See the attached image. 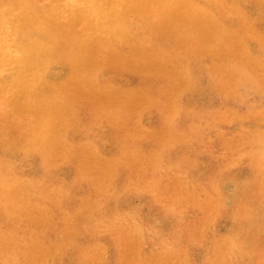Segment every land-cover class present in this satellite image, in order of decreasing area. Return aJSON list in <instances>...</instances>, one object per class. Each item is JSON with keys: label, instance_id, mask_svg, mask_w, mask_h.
Segmentation results:
<instances>
[{"label": "rangeland", "instance_id": "rangeland-1", "mask_svg": "<svg viewBox=\"0 0 264 264\" xmlns=\"http://www.w3.org/2000/svg\"><path fill=\"white\" fill-rule=\"evenodd\" d=\"M31 1L32 2L30 3L29 0H16V1L10 0V2H12L13 4L12 5L10 4L9 0H0V8H1L0 9V21L2 18H4L2 19L3 21L0 22V91L5 92V93L0 92V123H1L0 126H3L2 127L3 129L0 128L1 130L0 131V151H1L0 152V162L2 163V164L0 163V168L2 167L1 169L2 171L5 170L3 172L0 170V175L2 176L3 174L5 175L3 176L4 178L0 176L1 178L0 179V193L2 194V195L0 194L1 196L0 198L3 199V201L0 199L1 200L0 201L1 202L0 203V264H28V263H31V264H55V263L56 264H61V263L62 264H74V262L75 264L76 263L77 264H210V263L211 264L213 263L214 264H235V263L236 264L238 263L239 264H245V263L249 264V262L250 264L252 263L253 264H264V236H263L264 226H262L264 225L263 223L264 222V215H263L264 214V206H263L264 205V196H263L264 195V167H263L264 166V148H263L264 147V129H263L264 127V120H263L264 119L263 118L264 117V96H263L264 95V75L262 76V74H264L263 73L264 72V56H263L264 55V51H263L264 50V0H254L255 2L252 0L251 1L250 0H211V2L210 0L209 1L208 0H199V1L198 0H173L172 8L169 10L164 9L163 11H157L156 9L153 10L152 8H149V9L141 8L140 12L136 11L134 6L131 5L128 8V11L127 10L125 12L120 11L121 15H123L124 17V18L122 17L123 20L121 19L118 21V20L113 19V22H112V23L118 22L117 23L118 28H125L124 32L118 31V33L114 35H111L109 30L106 32L105 29L89 32V35L87 36V38L89 39L85 40V46H88L89 48H91V53L90 54L87 53L85 56V58L87 59L85 61L87 64V70L81 71V72L76 70V64H78L79 45H80V39L77 37V34L78 36L81 37L82 32H84L85 30H84V26L81 23L71 21L72 15L75 13L76 8H78V5L75 4L73 0H64V2H62V0H49V1L48 0H37V1L31 0ZM225 1L227 2V4ZM14 2L19 5H16ZM218 2L221 3V6L220 4H218ZM6 3L8 5L10 4L9 7ZM33 4L41 8L39 9L37 6H35L34 8ZM27 5H32L33 8H31L32 6H30L31 9L29 8L26 9ZM215 5L219 7L217 8ZM236 5H237V8L235 7ZM10 6L12 7L10 8ZM17 6H21L22 9L19 7L17 8ZM49 6L52 7L51 8L52 10L54 8V10L51 11ZM204 8H207L206 12ZM213 8L215 9L214 12L212 11ZM225 8L228 10L226 11ZM224 9L226 12L224 11ZM16 10L17 12L18 11L19 12L17 13ZM27 10H29L32 15L41 16L45 19V22H44L45 31H39L36 34L39 36L41 35L40 37L43 40L45 38L44 42H46L47 40V42H49L51 45L58 42V45L56 43L57 45L56 47L59 53L57 52L56 56L50 62L49 66L47 67L44 73V77L39 84L41 86L38 85L37 89L34 92L35 97L37 96L43 97L42 98L43 102L41 104L40 103L30 104V103H27L28 101L25 99L26 102L24 105H22L20 100H23V97H24L23 93L22 95L20 94L16 95L15 93L13 94L10 89H7L5 87V83L12 77L14 70H15L13 68L16 67L11 55L15 53L17 46H19L21 43L26 41L24 40L26 38L24 37L21 31H22V28L27 29L26 27H28L27 23L29 22H28V17L26 14ZM45 11L46 12L51 11V12L50 13L47 12L48 14H45L44 13ZM250 11H253V12L251 13ZM14 13H16V15ZM19 13H20V16L17 15ZM257 13L259 15H256ZM222 14L225 16L223 17ZM250 14L253 16H251ZM54 15L55 16L57 15V16L55 17ZM15 16H17L16 17L17 22H16V19L14 20ZM129 16L130 17L133 16L131 20ZM215 16L216 17L218 16V17L216 18ZM137 17H140V19ZM149 17H151L152 19ZM240 17H241V21H240ZM250 17H252L251 20H250ZM233 18H235V20ZM22 19L24 22L20 21ZM160 21H161V24H163L164 26L159 23ZM247 21H249V23ZM145 22L148 23V26L146 25ZM152 22L155 24H152ZM156 22L158 25L156 24ZM149 23L151 25H149ZM164 23H167V24L165 25ZM50 24L55 25L54 30H56L57 32L53 30L54 27L53 25H50ZM119 24H121V26ZM240 24L242 25L241 29L240 27H238ZM14 25H16V27ZM152 25H155V26H152ZM230 25L233 28H231ZM64 27H67V28H64ZM78 28L80 29L78 30ZM237 28L240 30L237 31L238 30ZM133 29L135 30L137 29L136 30L137 32ZM51 31L53 33L47 34L48 32H51ZM59 31L60 33L65 32V33H62L63 35H65L64 38H60V37H63V35L61 34L62 35L61 36ZM176 32L178 33L175 36L170 34V33L174 34ZM185 33L187 34L184 35ZM246 33H249V35L251 33V35L249 36ZM52 34L54 36H52ZM141 34L142 35L145 34L144 37ZM47 35L48 37L50 35L49 39L47 38ZM137 35L139 36L141 35L142 37L138 36L137 38ZM151 35H153V37L155 36L156 38L153 40ZM163 35L166 36L167 40H165L166 38ZM170 35L171 37L172 36L174 37V38L172 37L173 38L172 40H171ZM130 36L132 38H130ZM190 37L191 39H189ZM229 37H231L235 43L231 41L232 39H230ZM150 38L153 40V42L151 41ZM141 39L144 42H139ZM160 39L162 40V42ZM186 39H189V40L186 41ZM254 39L256 41H254ZM60 41L63 42V44H61ZM110 41H111V44L109 43ZM209 41L210 42L212 41L211 44L213 43L212 45L210 44V46L208 44ZM146 42L149 44L151 43L153 46H151V44L150 45L147 44ZM255 42H258L259 44ZM136 43L139 45V46L137 45L138 49L135 47ZM199 43L202 45V47ZM162 44L163 46L164 44H166L165 48L162 46ZM197 44H199L200 47ZM60 46L61 48L59 49ZM158 46L159 47L161 46L162 49L159 48ZM208 46L211 49L208 48ZM113 47L115 50L113 49ZM203 47H205V49H208V51L207 50L205 51ZM235 47H237L236 50H238L240 53H238V51L235 50ZM98 48L100 49L99 51H98ZM146 49H147V53H144V51L146 52ZM185 49H188V50L191 49V50L187 52V50ZM167 50L169 51L166 52ZM111 51H112V54H109L111 53ZM149 51L151 52V54ZM158 51L160 52L158 53ZM204 51L207 52L208 54L205 53ZM225 51H226V55L224 54ZM101 52L102 53L104 52L105 54L104 53L102 54ZM233 52H236V53H233ZM137 53L140 56L139 58L137 57V55H135ZM187 53H189V55ZM144 54H146V56ZM152 54L154 55V57ZM169 54L170 56L172 55L174 57L172 56L170 57ZM199 54H201V56ZM254 54L258 56V58L255 57ZM103 55H106L107 58L109 59H106V56H104L103 58ZM113 55L115 56V58L113 57ZM179 55H180V58L177 57ZM209 55L211 56V58ZM237 55L238 57H236ZM62 56H64L65 58V59L63 58L64 61L61 59ZM65 56L67 57V59ZM130 56H131V62H130ZM150 57L153 59H151ZM56 58L58 61L56 60ZM110 58H111V61H110ZM146 58L148 59V61L150 60L151 62L150 61L146 62L147 60ZM176 58H179V59H176ZM259 58H262V59H259ZM99 59L101 60L103 59V61L101 62V60ZM113 59L116 60V64L114 63L115 65L113 64L114 62ZM139 59L142 60L143 62H141ZM158 59L161 61H159ZM166 59L168 60L165 61ZM214 59L215 61L217 60L216 63ZM60 60L62 61L61 63H59ZM169 60L170 61L172 60V61L169 62ZM125 61L126 62L128 61V62L126 63ZM221 61H223L224 64ZM105 62L107 64H110V62H112V64L115 67L110 66L111 65L110 64L109 65L111 67L110 68ZM66 63L69 66V67L67 66L68 68L66 67L67 65ZM123 63H126V64H123ZM161 63L162 65L165 64L164 67H162ZM182 63H184L183 64L184 66L182 65ZM226 63L227 65L229 64V66H226ZM171 64L172 66L174 65V67L177 70L174 67H172ZM120 65H122L123 67ZM127 65H132V67L127 66ZM169 65L172 68L168 67ZM185 65H187V67ZM222 66L224 68H222ZM116 67H119V68L116 69ZM178 67L179 68L181 67L182 69L181 68L179 69ZM121 68H125V69L121 70ZM131 68L134 69L133 71H136L138 73L133 72ZM164 68H169V69L167 70ZM107 69L110 72H112L111 73L112 78H110L111 75L109 74L110 72ZM128 69H131V70H128ZM136 69L138 70L140 69L139 70L140 72ZM200 69H203L202 70L203 73L201 72ZM235 69H238L241 72H238V70H235ZM164 70L165 71L167 70L168 72L167 71L165 72ZM170 70L172 71L169 72ZM184 70L186 71V73ZM103 71H104V74H103ZM180 71H183V72H180ZM188 71L190 72V74ZM226 71L229 73H227ZM98 72L102 74H98ZM254 72L257 73V76L256 74L254 75ZM117 73L118 74L120 73V76L117 75ZM140 73L143 75H141ZM187 73L188 75H186ZM234 73L236 76L233 75ZM260 74L262 78H259L261 77ZM114 75L117 77H115ZM122 75H126V77ZM202 76L204 77L202 78ZM134 77L136 79H133ZM228 77L230 78V80ZM64 78H66L67 81H65L66 79ZM116 78L118 80H116ZM80 79H83L85 84L81 83L82 81ZM105 79H107L110 83L112 82L113 84L111 83L112 85L111 84L109 85V82ZM245 79H247V81ZM121 80L122 82H120ZM195 80L198 83H196ZM258 81H260L261 83ZM114 82L116 84H114ZM188 82H190L191 84H189ZM210 82L211 84H209ZM51 84H54V85H51ZM103 84H106V85H103ZM71 85H73L74 87ZM76 85L78 86L77 87L78 91L75 89ZM86 85L88 87H86ZM132 85L137 90L133 89L134 87ZM187 85L188 86L190 85V86L188 87ZM42 86L44 87V89ZM82 86L87 90H85L84 88H81ZM129 86H132L130 87L131 89L129 88ZM206 86H208L209 90H207L208 88ZM185 87H188V89L187 88L185 89ZM60 88H62L63 90ZM117 89L119 91H117ZM189 89H191L192 91ZM126 90L128 91V93ZM198 90H199V93H198ZM204 90L206 91L203 92ZM86 91H88V93ZM188 91H191V92H188ZM89 92L91 93L92 97H90L91 95L89 94ZM240 92L242 93V95ZM71 93L73 96L71 95ZM94 93L95 94L97 93L96 96ZM113 93L114 94L119 93V94L113 95ZM85 94L88 96H86ZM65 95L68 96L67 97L68 99L65 98L66 97ZM78 95H79V98H78ZM102 95H105L103 96V98L106 103L105 102L103 103ZM61 96L64 98H61ZM71 96H72V99L70 98ZM80 96L81 98H84V99L82 100ZM118 96L120 97L119 99L114 98V97L117 98ZM122 96L124 100L126 101L123 100ZM137 96H139L138 99H137ZM7 97H9L8 98V100L10 99L9 101L6 100ZM98 97L101 98V100H98L99 99ZM73 98H74V101L75 100L76 102L78 101L77 104L73 101ZM109 98L111 99L112 103H110L111 101L109 102ZM4 99L6 101H4ZM84 100L86 101L89 100L90 102L93 100L95 102L93 103L86 102V101L83 102ZM96 100H98L97 102L99 104L96 102ZM115 100L117 101L121 100V101H124V103H121V101L117 102ZM130 100H133V101L130 102ZM7 101L9 104L8 106H7ZM148 101L150 105L148 103H145ZM174 101L177 104H175ZM128 102H130L131 104ZM72 103L73 104L75 103L76 106H73ZM124 104H125V109H123ZM174 104L177 105L176 108ZM68 105L69 106L71 105V106L69 107ZM110 105H113V106H110ZM201 105H202V108H201ZM4 106L5 108H3ZM194 106L198 109H196ZM130 107H132V109ZM146 107H147V110H146ZM114 108H117V109L115 110ZM129 108L131 109L130 111H129ZM5 109L6 111H4ZM80 109H81L80 111L81 114L78 113ZM176 110L178 111L177 115H176ZM74 111L77 113H75ZM118 111L120 113H118ZM131 111H135V112L131 113ZM233 111H235L236 113ZM97 112L99 113V117L97 115L98 114ZM100 112H103L104 114ZM113 112H116V114ZM146 112H149V113H146ZM134 113L138 117H136ZM46 115H49V117L51 118L54 124L49 134L54 136L55 141L52 144V146L48 148L47 147L44 148L42 145L43 147L42 149L41 145L37 143V141H38V137H40L41 130H42V123L45 121ZM117 115H119V117ZM234 115L239 116L237 117V121H236V116L231 118V116H234ZM71 116L74 119H72ZM81 116H86V117H81ZM242 116L244 117V119L242 118ZM1 117H4V118H1ZM130 117H133V118H130ZM20 119H23V120H20ZM28 120L30 121V124ZM132 120L134 121L132 122ZM164 120H167V121L165 122ZM84 121H86V124L87 122L89 123L90 121L91 125L87 124L90 127H87ZM138 122H140L139 123L140 125L138 124ZM183 122L185 124H183ZM135 123L136 125L138 124L139 129L136 128L137 126L134 125ZM76 124L79 128L75 126ZM92 124L94 127H92ZM112 124H114V126ZM179 124L180 125L182 124V125L180 126ZM191 124L192 126H190ZM97 125L98 127H96ZM164 125L167 127H165ZM82 126L84 127L82 128ZM195 126H197V129ZM20 127L22 128L20 129ZM242 130L244 131L242 132ZM67 131H69L70 134ZM176 131L177 133H175ZM89 133L90 134L92 133V135H89ZM238 133H241V134H238ZM248 134L249 136H247ZM73 135L75 138L73 137ZM240 135L241 136L244 135V136H242L241 138ZM3 136H6V137H3ZM82 136L84 137L82 138ZM111 136H113L112 139H111ZM115 137L117 138L120 137L123 141L125 139V141L123 142L120 138H119L120 139L119 141ZM130 138H133V139H130ZM82 139H85V140H82ZM114 139H117V142L119 141L118 144L117 142H115L116 140ZM80 140L82 142H80ZM93 140H94V143L90 142ZM17 141H21V142H17ZM111 141H113L115 144ZM143 143L147 145L145 144L142 145ZM235 143L237 144V146ZM75 144L77 145L74 146ZM122 144H125V145H122ZM91 145H93L94 147H92ZM115 145L117 147H115ZM124 146L126 147L125 151L123 150ZM6 147H9V148H6ZM116 148L119 151H117ZM120 148L122 149L120 150ZM131 148H133L132 149L133 151L130 150ZM84 149H86L87 151ZM134 150H136V153L138 155L134 153L135 152ZM14 151H16L17 154H15ZM91 151H92V154H88V152L91 153ZM251 151L252 153H250ZM146 152H148L149 154L154 153V152L155 153H154V156L153 154H151L152 156H149L148 153L146 154ZM262 152H263V155H262ZM100 153L101 154L104 153L102 154L103 156ZM116 153L119 156L116 155ZM129 153L131 154V156ZM141 153L142 155H140ZM259 154L261 156H259ZM89 155L92 158H90ZM77 157L80 159H78ZM102 157L106 159H103ZM123 157H126L129 160ZM144 158L145 160L147 159V162L146 161L144 162ZM108 159L112 160V161L110 160L112 164L110 163ZM123 159L127 161L126 162L127 165H123L125 164V163H122L125 161ZM107 160H108V164H107ZM87 161H90L91 164H93L91 166V170L89 168L90 162H87ZM120 162L122 163V165ZM52 163H54L53 165L54 167H49V165H52ZM87 163L88 165H85ZM143 163L144 164L148 163V167H147V164L143 165ZM38 164L41 166V168ZM45 164L47 165L45 166ZM55 164L61 168V172H59L60 169L59 167L57 168ZM138 164H139V167H138ZM62 165H64V167ZM47 166L48 168H46ZM110 166L113 167V169L110 168ZM149 166H151L152 169H150ZM101 167H103L104 169L103 168L100 169ZM106 167H108L107 168L108 170L106 169ZM94 168L95 170L93 171ZM139 168L142 170L144 168V171L143 172L142 170L139 171L140 170ZM47 169L48 170L50 169V170L48 171ZM42 170H43V173H41ZM102 170H103V173L105 174L102 173ZM50 171L51 173H49ZM137 171L139 174L137 173ZM4 172H6V174ZM75 172L77 173V175H80L78 176V179L76 178L77 175L75 174ZM70 173L72 176L70 175ZM41 174H42V177L40 176ZM57 174L59 177L57 176ZM35 175H38V176H35ZM21 176H24L25 178L23 177L22 179ZM112 176L114 177V179ZM50 178L52 181H50ZM86 178H89V179H86ZM130 178L131 180H129ZM33 180H35L34 183H36L37 185L33 183ZM119 181L121 182L119 183ZM2 182L3 183L5 182V183L3 184ZM54 182H56L55 185L53 184ZM100 182L106 183V184L100 185L101 184ZM41 183H44V184H41ZM38 184H39V188H38ZM170 184L171 186H173V188L169 186ZM48 185L50 187H48ZM41 186L43 187L46 186L48 188H43ZM51 186H54V188L55 187L56 188L54 189ZM60 188H63L61 189L62 191L59 192V194L63 192L60 194L62 199L60 198L59 194H56L58 193ZM110 188L113 190L110 191L109 190ZM247 188L249 189V192H245V191H248ZM118 189H121V190L118 191ZM55 190H56V193L54 192ZM73 190L77 193V195L75 192H73ZM94 190L96 191V193L97 192L98 193L94 194L95 192ZM257 190L259 191V194L261 193L260 195H258ZM49 191H52V193L51 192L49 193ZM102 191H104L103 192L104 194H102ZM254 193H257V195ZM39 194L41 195V197ZM48 194H50L52 198ZM54 194L55 196H53ZM67 194H69L70 196ZM47 195L48 197H44ZM84 195L85 196L88 195V196L85 197ZM66 196H69V197L66 198ZM83 196H84L85 201L87 198H88L87 200L89 201L84 202V200H81V197L83 198ZM121 196L125 198L121 199ZM57 197H59L60 199ZM119 197L120 199L118 200ZM255 197L257 198L255 199ZM47 198L50 200H48ZM258 198L262 199L263 201L258 200ZM58 199L60 201L62 200L61 203H59L60 201ZM75 199H77L76 201H79V202L77 203ZM6 201H8V203ZM56 201H57V204H60V208L62 210L59 208V205L56 204ZM68 201L69 202L71 201V202L69 203ZM146 201H147V204H146ZM97 202H99V204L98 205L96 204V207L95 206L92 207V205H95V203ZM51 203L53 206H51ZM179 204L181 206H178ZM243 204L246 206H244ZM108 205L110 206L109 209H108ZM182 205L184 206L183 208H181ZM240 205L241 206L243 205V206L241 207ZM68 206L70 209L74 206V208H72L73 210L72 209L70 210ZM121 206L122 207L125 206V207L122 208ZM256 206L259 208H257ZM52 207H54L55 209L54 208L52 209ZM87 207L91 209L89 212H88L89 208ZM5 209L7 210L5 211ZM56 209L58 213H56ZM243 209L244 210L246 209L247 211L245 210L244 212ZM261 209L263 210V212L261 211ZM76 210L79 212H77ZM241 210H242V213H240ZM15 211L18 213L17 214L14 213ZM237 211H240V212H237ZM68 212L72 214H69ZM73 212L75 214H73ZM128 213H130V215L133 214L132 215L133 219H130L131 221L127 220L129 218H132ZM239 213H240V216L238 215ZM87 214H89V216ZM6 215H8L9 217L7 218ZM120 215L122 216L120 217ZM166 215H168V217ZM241 215H243L242 216L243 218L241 217ZM90 216H92V219ZM117 216L122 219L118 218ZM69 217H71V220H68ZM75 217L77 221L76 219H74ZM239 217H241L242 219L241 218L239 219ZM114 218L115 219L117 218V222ZM72 219H74L75 222ZM252 219L253 220L255 219V220L253 221ZM102 220H104V223ZM79 221H83V222L81 223ZM91 221H92V224H94V221H95V224L92 225ZM10 223H11V226H10ZM23 223L24 224L26 223L27 226H30V225L31 226L27 227L23 225ZM66 223L68 225H66ZM249 223H251L253 228L251 227ZM254 223L255 225H253ZM63 225L65 227H63ZM79 225H81V227ZM175 225L177 226L172 227ZM9 226H10V229H9ZM93 226L96 228H94ZM85 227H87L86 231L88 230L89 232L85 231ZM241 227H244V228H241ZM72 228H74L75 230ZM172 228H176V229H173L174 230L173 231ZM48 229L49 231H47ZM58 229H60V231L62 232L59 233L60 231H58ZM142 231H143V234H142ZM118 232L120 233L118 234ZM92 233L94 234L96 233L95 235L97 237H95ZM50 234L52 236H50ZM88 234L91 236H89ZM257 234H260L261 236ZM66 236L67 237L69 236L68 241H67ZM32 237L35 239H33ZM95 238H96V241H95ZM167 239H168V242H167ZM246 239L248 240V242ZM250 239H252L253 242ZM109 241H110V244H109ZM59 242L61 244H63L64 242V244L61 245ZM102 242L104 244H102ZM218 244L220 245L218 246ZM71 246H74V248L76 246V250H74V248H72ZM63 247H67V248L63 249ZM52 248H55V249H52ZM240 248L243 251H241ZM257 248H259V250ZM67 249H68V252H67ZM83 250L85 251L83 252ZM260 250L262 251V253L260 252ZM35 251H36V254H35ZM216 251H217V254H216ZM67 254H68V257H66ZM27 255L28 257H26ZM83 256L84 257L87 256V258L85 257L86 258L85 259ZM257 257H259L260 260ZM66 258H68L67 261H66ZM236 258L237 260L239 259L240 261L238 260L237 262ZM254 260L256 261V263ZM261 260L263 261V263Z\"/></svg>", "mask_w": 264, "mask_h": 264}, {"label": "bare ground", "instance_id": "bare-ground-1", "mask_svg": "<svg viewBox=\"0 0 264 264\" xmlns=\"http://www.w3.org/2000/svg\"><path fill=\"white\" fill-rule=\"evenodd\" d=\"M16 1V0H15ZM37 1V0H36ZM49 1V0H48ZM199 1V0H198ZM209 1V0H208ZM251 1V0H250ZM252 1H254V0H252ZM9 2H10V0H9ZM25 2V1H24ZM29 2L31 3L32 1L31 0H29ZM62 2H64V0H62ZM73 2L75 3V4H77L78 5V8H76V10H75V13L72 15V19H71V21H73V22H78V23H81L83 26H84V32H82V36L80 37V36H78V34H77V37L80 39V45H79V57H78V64H76V70H78V71H86L87 70V64H86V58H85V56H86V54L87 53H91V48H89L88 46H85V40H87V39H89V38H87V36L89 35V32H92V31H99V30H102V29H105V31L107 32L108 30L110 31V34L111 35H114V34H117L118 33V31H120V32H124V30H125V28H118V22L116 23H112L113 22V19L114 20H123V15H121V12H125L126 10L128 11V8L132 5V6H134V8H135V10L136 11H138V12H140V9L141 8H146V9H149V8H152L153 10L154 9H156L157 11H163L164 9H167V10H169V9H171L172 8V3H173V0H73ZM210 2H211V0H210ZM226 2V1H225ZM255 2V1H254ZM15 3V2H14ZM35 3H37V2H35ZM34 3V4H35ZM200 3V2H199ZM215 3H216V1H215ZM7 4V3H6ZM10 4H12V2H10ZM9 4V5H10ZM16 4V3H15ZM14 4V5H15ZM33 4V5H34ZM37 4H39V3H37ZM42 4V3H41ZM54 4V3H53ZM218 4H220V6H221V3L220 2H218ZM226 4H227V2H226ZM8 5V4H7ZM9 5H8V7H9ZM13 5V4H12ZM16 5H19V4H16ZM204 5V4H203ZM211 5V4H210ZM232 5V4H231ZM254 5H256V4H254ZM23 6V5H22ZM30 6H32V5H27L26 6V9L27 8H29V9H31V8H33V6L30 8ZM35 6H37V5H34V8H35ZM40 6H42V5H40ZM216 7H217V5H215ZM7 7V8H8ZM12 6H10V8H11ZM15 7V6H14ZM21 8V6H17V8ZM24 7V6H23ZM38 7V6H37ZM36 7V8H37ZM62 7V6H61ZM219 7V6H218ZM217 7V8H218ZM224 7V6H223ZM236 8H237V5L235 6ZM241 7V6H240ZM263 7V6H262ZM262 7H261V9H262ZM6 8V9H7ZM39 8V7H38ZM41 8V7H40ZM39 8V9H40ZM44 8V7H43ZM49 8L51 9L52 7H50L49 6ZM48 8V9H49ZM133 8V7H132ZM209 8V7H208ZM215 8V7H214ZM213 8V9H214ZM234 8V7H233ZM1 9V8H0ZM22 9V8H21ZM49 9V10H50ZM205 9V12H206V9L207 8H204ZM212 9V11L214 12L215 11V9L213 10ZM223 9V8H222ZM226 9V8H225ZM225 9H224V11H225ZM13 10V9H12ZM53 10H54V8H53ZM52 9H51V11H53ZM209 10H211V9H209ZM220 10V9H219ZM218 10V11H219ZM228 9H226V11H227ZM247 10V9H246ZM252 10V9H251ZM14 11H15V9H14ZM21 11V10H20ZM50 11V12H51ZM121 11V12H120ZM150 11V10H149ZM211 11V12H212ZM225 11V12H226ZM233 11V10H232ZM248 11V10H247ZM13 12V11H12ZM16 12H17V10H16ZM19 12V11H18ZM17 12V13H18ZM48 12V11H47ZM46 11L44 12L45 14H48V13H50V12H48L47 13ZM212 12V13H213ZM230 12H231V10H230ZM245 12V11H244ZM251 13L253 12V11H250ZM262 12H263V10H262ZM37 13V12H36ZM67 13V12H66ZM120 13V14H119ZM136 13V12H135ZM221 13H223V12H221ZM11 14H13V13H11ZM15 15H16V13H14ZM26 14H27V17H28V22L29 23H27V26L28 27H26L27 29H25V28H22V34L24 35V37L26 38V39H24V40H26V41H24L23 43H21L19 46H17L16 47V51H15V53L13 54V55H11V57L13 58V61H14V63H15V66L16 67H14L13 69H15L14 70V73H13V75H12V77L10 78V77H8V78H10L6 83H5V87L7 88V89H10L11 90V92L14 94H16V95H18V94H20V95H22V93H23V95H24V97H23V100H20L21 101V103H22V105H24L25 104V99L28 101L27 103H34V104H38V103H42L43 101H42V98L43 97H40V96H37V97H35L34 96V92H35V90L37 89V87H38V85L40 84V82H41V80L43 79V77H44V73H45V71H46V69H47V67L49 66V64H50V62L53 60V58L56 56V54H57V45H58V42H56L57 43V45H56V43L55 44H50L49 42H47V40H46V42H44L45 41V38L44 37H46V36H44L43 38H44V40L39 36V35H37L36 33L37 32H39V31H45V29H44V22H45V19L43 18V17H41V16H37V15H32L31 13H30V11L29 10H27L26 11ZM129 14V13H128ZM130 14H131V12H130ZM17 15H19L20 16V13L19 14H17ZM135 15V14H134ZM223 15V14H222ZM246 15V14H245ZM251 15V14H250ZM254 15H255V13H254ZM256 15H259L258 13L256 14ZM24 16V15H23ZM23 16H21V17H23ZM44 16V15H43ZM53 16V15H52ZM55 16V15H54ZM57 16V15H56ZM55 16V17H56ZM137 16V15H136ZM225 15H223V17H224ZM233 16H235V15H233ZM249 16V15H248ZM251 16H253V15H251ZM2 17V16H1ZM5 17V16H4ZM17 16H15V18H14V20L16 19V22H17V18H16ZM50 17H51V15H50ZM123 17V18H122ZM130 17V16H129ZM133 17V16H132ZM132 17H130V20H131V18ZM216 17V16H215ZM218 17V16H217ZM216 17V18H217ZM232 17V16H231ZM237 17V16H236ZM235 17V18H236ZM239 17V16H238ZM247 17V16H246ZM137 18H139L140 19V17H137ZM136 18V19H137ZM149 18H151V17H149ZM235 18H233L234 20H235ZM251 18L252 17H250V20H251ZM260 18V17H259ZM2 19H4V18H2ZM1 19V21H3ZM51 19V18H50ZM152 19V18H151ZM151 19H150V21H151ZM228 19H229V17H228ZM233 19H231V20H233ZM261 19V18H260ZM48 20V19H47ZM66 20H67V18H66ZM162 20H164V19H162ZM239 20V19H238ZM0 21V22H1ZM21 22H24L23 21V19L22 20H20ZM51 21V20H50ZM138 21V20H137ZM136 21V22H137ZM148 21V20H147ZM153 21V20H152ZM221 21H222V19H221ZM224 21H226V20H224ZM240 21H241V17H240ZM19 22V21H18ZM49 22V21H48ZM53 22V21H52ZM51 22V23H52ZM58 22V21H57ZM133 22V21H132ZM144 22V21H143ZM154 22V21H153ZM152 22V24H155V23H153ZM228 22V21H227ZM231 22H233V21H231ZM248 23H249V21H247ZM257 22H259V21H257ZM20 23V22H19ZM120 23V22H119ZM134 23V22H133ZM146 23V22H145ZM160 24H161V21L159 22ZM220 23V22H219ZM236 23H237V21H236ZM18 24V23H17ZM66 24V23H65ZM64 24V25H65ZM156 24H157V22H156ZM165 25L167 24V23H164ZM224 24V23H223ZM229 24V23H228ZM260 24V23H259ZM1 25H2V23H1ZM22 25V24H21ZM20 25V26H21ZM24 25V24H23ZM50 25H53V27L55 26L54 24H50ZM120 26H121V24H119ZM143 25H144V23H143ZM146 25L148 26V23H146ZM145 25V26H146ZM149 25H151L150 23H149ZM158 25V24H157ZM161 25H163V24H161ZM171 25V24H170ZM227 25V24H226ZM246 25V24H245ZM15 27H16V25H14ZM146 26V27H147ZM152 26H155V25H152ZM164 26V25H163ZM233 26V25H232ZM242 25L240 24L238 27H240V29L242 28L241 27ZM251 26V25H250ZM170 27V26H169ZM230 27H231V25H230ZM229 27V28H230ZM235 27V26H234ZM253 27V26H252ZM255 27V26H254ZM52 28V27H51ZM64 28H67V27H64ZM68 28H70V27H68ZM137 28V27H136ZM149 28V27H148ZM153 28V27H152ZM231 28H233V27H231ZM55 29V27L53 28V30ZM80 28H78V30H79ZM132 29V28H131ZM138 29V28H137ZM136 29V30H137ZM163 29V28H162ZM224 29V28H223ZM235 29V28H234ZM238 29V28H237ZM240 29H238L237 31H239ZM52 30V31H53ZM68 30V29H67ZM133 30H135V29H133ZM133 30H131V31H133ZM135 30V31H136ZM153 30V29H152ZM155 30V29H154ZM168 30V29H167ZM230 30H232V29H230ZM48 32L47 34H50V33H53V32ZM54 31H56V30H54ZM156 31V30H155ZM159 31V30H158ZM160 31H162V30H160ZM169 31V30H168ZM181 31H183V30H181ZM227 31V30H226ZM244 31V30H243ZM57 32V31H56ZM137 32V31H136ZM154 32V31H153ZM152 32V33H153ZM170 32V31H169ZM242 32V31H241ZM245 32V31H244ZM248 32V31H247ZM59 33H60V31H59ZM62 33H65V32H61L60 33V35L62 34ZM149 33V32H148ZM151 33V34H152ZM157 33V32H156ZM155 33V34H156ZM159 33H161V32H159ZM163 33H164V31H163ZM178 32H176V33H174V34H172V33H170L171 35H176ZM73 34V33H72ZM106 34V33H105ZM104 34V35H105ZM121 34V33H120ZM136 34V33H135ZM134 34V35H135ZM143 34V33H142ZM141 34V35H142ZM180 34V33H179ZM187 33H185L184 35H186ZM246 34H248L249 35V33H246ZM63 35V34H62ZM61 35V36H62ZM75 35V34H74ZM139 36V35H137V38H138V36L139 37H144V35H142V36ZM150 35V34H149ZM154 35V34H153ZM153 35H151L152 36V39L154 40L156 37L154 36L153 37ZM166 35V34H165ZM165 35H163L165 38H166V36ZM171 35H170V37H171ZM231 35V34H230ZM229 35V36H230ZM243 35V34H242ZM250 35H251V33H250ZM249 35V36H250ZM52 36H54L53 34H52ZM57 36V35H56ZM64 36L65 35H63V37H60V38H64ZM73 36V35H72ZM128 36V35H127ZM136 36V35H135ZM158 36H159V34H158ZM161 36V35H160ZM179 36V35H178ZM255 36V35H254ZM19 37V36H18ZM23 37V36H22ZM49 37H50V35H49ZM49 37H48V35H47V38L49 39ZM76 37V36H75ZM169 37V38H170ZM173 37V36H172ZM171 37V40L174 38H172ZM180 37H181V35H180ZM179 37V38H180ZM241 37H243V36H241ZM245 37V36H244ZM21 38V37H20ZM19 38V39H20ZM128 38V37H127ZM130 38H132L131 36H130ZM129 38V39H130ZM160 38V37H159ZM164 38V39H165ZM184 38V37H183ZM230 39H232L231 37H229ZM18 39V40H19ZM23 39V38H22ZM51 39V38H50ZM52 39H53V37H52ZM57 39V38H56ZM55 39V40H56ZM82 39H84V40H82ZM125 39V38H124ZM151 39V38H150ZM151 39V41L153 42V40ZM189 39H191V37L189 38ZM189 39H186V41L187 40H189ZM229 39V40H230ZM243 39V38H242ZM253 39V38H252ZM262 39H263V37H262ZM127 40V39H126ZM134 40V39H133ZM139 40V39H138ZM161 40V39H160ZM160 40H159V42H160ZM165 40H167V38L165 39ZM169 40V39H168ZM228 40V41H229ZM250 40V39H249ZM256 40H257V38H256ZM255 39H254V41H256ZM57 41V40H56ZM59 41V40H58ZM70 41H71V39H70ZM117 41H119V40H117ZM145 41H147V40H145ZM156 41V40H155ZM176 41V40H175ZM174 41V42H175ZM178 41V40H177ZM196 41H197V39H196ZM231 41H233L234 42V40L232 39ZM259 41V40H258ZM61 42V41H60ZM64 42H66V41H64ZM122 42V41H121ZM131 42H132V40H131ZM136 42V41H135ZM134 42V43H135ZM139 42H144V41H142V39L139 41ZM150 42V41H149ZM161 42H162V40H161ZM165 42V41H164ZM171 42V41H170ZM184 42V41H183ZM182 42V43H183ZM212 42V41H211ZM211 42L209 41V46H210V44H211ZM244 42H245V40H244ZM110 44H111V41L109 42ZM114 43V42H113ZM133 43V44H134ZM147 43V42H146ZM157 43V42H156ZM166 43V42H165ZM228 43V42H227ZM235 43V42H234ZM255 43H258V42H255ZM61 44H63V42H61ZM68 44V43H67ZM74 44V43H73ZM125 44V43H124ZM147 44H149V43H147ZM151 44V43H150ZM149 44V45H150ZM176 44V43H175ZM178 44V43H177ZM186 44V43H185ZM191 44H193V43H191ZM200 44V43H199ZM199 44H197L198 46H199ZM207 44V45H208ZM213 44V43H212ZM211 44V45H212ZM254 44V43H253ZM259 44V43H258ZM69 45V44H68ZM72 45V44H71ZM103 45V44H102ZM115 45V44H114ZM123 45V44H122ZM138 44L136 43V48L138 49V46H137ZM160 45V44H159ZM165 45L166 44H164V46H163V44H162V46L165 48ZM190 45V44H189ZM201 45V44H200ZM261 45V44H260ZM63 46V45H62ZM75 46V45H74ZM124 46V45H123ZM133 46V45H132ZM144 46H146V45H144ZM151 46H153L152 44H151ZM186 46V45H185ZM203 46H204V44H203ZM208 46V48H210ZM222 46H224V45H222ZM121 47V46H120ZM127 47V46H126ZM125 47V48H126ZM157 47V46H156ZM159 47V46H158ZM167 47V46H166ZM178 47V46H177ZM179 47H180V45H179ZM200 47V46H199ZM198 47V48H199ZM201 47H202V45H201ZM260 47H262V46H260ZM61 48V46L59 47V49ZM148 48V47H147ZM150 48V47H149ZM159 48H161V46L159 47ZM188 48H189V46H188ZM204 49H205V47H203ZM202 48V49H203ZM236 48L237 47H235V50H236ZM258 48V47H257ZM58 49V50H59ZM113 49H114V47H113ZM119 49V48H118ZM134 49V48H133ZM142 49V48H141ZM152 49V48H151ZM162 49V48H161ZM196 49V48H195ZM211 49V48H210ZM213 49V48H212ZM223 49V48H222ZM224 49H226V48H224ZM234 49V48H233ZM239 49V48H238ZM243 49V48H242ZM69 50V49H68ZM67 50V51H68ZM100 49L98 48V51H99ZM104 50H105V48H104ZM108 50V49H107ZM115 50V49H114ZM127 50V49H126ZM131 50H132V48H131ZM130 50V51H131ZM157 50V49H156ZM156 50H154V51H156ZM185 50H187V52L189 51V50H191V49H185ZM184 50V51H185ZM199 50V49H198ZM208 51V49H205V51ZM249 50V49H248ZM262 50V49H261ZM72 51V50H71ZM70 51V52H71ZM73 51H74V49H73ZM72 51V52H73ZM117 51V50H116ZM115 51V52H116ZM120 51H122V50H120ZM164 51V50H163ZM169 50H167L166 52H168ZM176 51V50H175ZM183 51V52H184ZM204 51V52H205ZM223 51V50H222ZM229 51V50H228ZM227 51V52H228ZM236 51H238V50H236ZM264 51V50H263ZM118 52H119V50H118ZM127 52V51H126ZM126 52H124V53H126ZM150 52V51H149ZM160 51H158V53H159ZM172 52V51H171ZM192 52V51H191ZM257 52V51H256ZM59 53V52H58ZM68 53V52H67ZM99 53V52H98ZM102 53V52H101ZM104 53V52H103ZM102 53V54H103ZM114 53V52H113ZM132 53V52H131ZM141 53H143V52H141ZM144 53H147V49H146V52L144 51ZM163 53V52H162ZM190 53V52H189ZM189 53H187L188 55H189ZM205 53H207V52H205ZM220 53V52H219ZM231 53V52H230ZM233 53H236V52H233ZM238 53H240L239 51H238ZM237 53V54H238ZM255 53V52H254ZM258 53V52H257ZM70 54V53H69ZM68 54V55H69ZM105 54V53H104ZM109 54H112V51H111V53H109ZM150 54H151V52H150ZM161 54V53H160ZM166 54V53H165ZM191 54V53H190ZM208 54V53H207ZM221 54V53H220ZM225 55H226V51H225V53H224ZM229 54V53H228ZM67 55V56H68ZM96 55V54H95ZM118 55V54H117ZM130 55V54H129ZM128 55V56H129ZM135 55H137V57L139 58L140 56L138 55V53L137 54H135ZM145 56H146V54H144ZM149 55V54H148ZM153 55V54H152ZM154 55H155V53H154ZM154 55H153V57H154ZM159 55V54H158ZM200 56H201V54H199ZM198 55V56H199ZM203 55V54H202ZM223 55V54H222ZM253 55V54H252ZM255 55V54H254ZM259 55V54H258ZM104 56H106V55H103V58H104ZM111 56V55H110ZM109 56V57H110ZM128 56H126V57H128ZM132 56H134V55H132ZM142 56H143V54H142ZM169 56H170V54H169ZM168 56V57H169ZM172 56V55H171ZM170 56V57H171ZM182 56V55H181ZM197 56V57H198ZM204 56V55H203ZM210 56V55H209ZM242 56V55H241ZM264 56V55H263ZM66 57V56H65ZM69 57V56H68ZM113 57L115 58V56L113 55ZM112 57V58H113ZM156 57V56H155ZM167 57V56H166ZM165 57V58H166ZM172 57H174V56H172ZM176 57V56H175ZM177 57H179L180 58V55L179 56H177ZM183 57V56H182ZM223 57V56H222ZM236 57H238V55L236 56ZM243 57V56H242ZM255 57H257L258 58V56H256L255 55ZM60 58V57H59ZM63 58H64V56H62V60H63ZM96 58V57H95ZM124 58H125V56H124ZM135 58V57H134ZM144 58V57H143ZM148 58H149V56H148ZM151 58V57H150ZM159 58V57H158ZM164 58V59H165ZM179 58H176V59H179ZM195 58V57H194ZM210 58H211V56H210ZM232 58H234V57H232ZM231 58V59H232ZM263 58V57H262ZM262 58H259V59H262ZM65 59V58H64ZM66 59H67V57H66ZM97 59V58H96ZM106 59H109V58H107V56H106ZM141 59V58H140ZM139 59V60H140ZM145 59V58H144ZM143 59V60H144ZM147 59V58H146ZM151 59H153V58H151ZM172 59H174V58H172ZM209 59V58H208ZM56 60H57V58H56ZM98 60V59H97ZM99 60H101V59H99ZM132 60H134V59H132ZM159 60V59H158ZM168 59H166L165 61H167ZM188 60V59H187ZM198 60H199V58H198ZM226 60H228V59H226ZM226 60H225V62H226ZM233 60V59H232ZM237 60V59H236ZM58 61V60H57ZM64 61V60H63ZM103 61V59L101 60V62ZM109 61V60H108ZM110 61H111V58H110ZM113 64L115 63L116 64V60H114L113 59ZM129 61V60H128ZM127 61V62H128ZM141 62H143L142 60H140ZM150 61V60H149ZM148 61V59L146 60V62H149ZM159 61H161V60H159ZM172 61V60H171ZM170 60H169V62H171ZM177 61V60H176ZM183 61V60H182ZM186 61V60H185ZM190 61V60H189ZM206 61H207V59H206ZM210 61V60H209ZM214 61H215V59H214ZM217 61V60H216ZM216 61H215V63H216ZM261 61V60H260ZM62 61L60 60V62L59 63H61ZM67 62H68V60H67ZM126 62V61H125ZM126 62V63H127ZM130 62H131V56H130ZM151 62V61H150ZM168 62V63H169ZM175 62V61H174ZM178 62H179V60H178ZM181 62V61H180ZM188 62V61H187ZM186 62V63H187ZM193 62V61H192ZM199 62V61H198ZM221 62H223V61H221ZM262 62V61H261ZM58 63V62H57ZM64 63V62H63ZM106 63V62H105ZM126 63H123V64H126ZM153 63V62H152ZM158 63V62H157ZM214 63V64H215ZM228 63V62H227ZM227 63H226V66H229V64L227 65ZM232 63V62H231ZM67 64V63H66ZM107 64V63H106ZM111 64V65H110ZM110 64H107L108 66L110 65V66H113V67H115L113 64H112V62H110ZM129 64V63H128ZM131 64V63H130ZM155 64V63H154ZM164 64V63H163ZM184 63H182V65H183ZM203 64V63H202ZM206 64V63H205ZM208 64H209V62H208ZM219 64V63H218ZM223 64H224V62H223ZM233 64V63H232ZM237 64V63H236ZM11 65V64H10ZM65 65V64H64ZM148 65V64H147ZM156 65V64H155ZM154 65V66H155ZM161 65H162V63H161ZM165 65V64H164ZM164 65H162V67H164ZM196 65V64H195ZM239 65V64H238ZM68 66V64L66 65V67ZM107 66V67H108ZM109 66V67H110ZM117 66V65H116ZM120 66H122V65H120ZM126 66V65H125ZM127 66H131L132 67V65H127ZM171 66H172V64H171ZM170 65L168 66V67H171ZM184 66V65H183ZM186 67H187V65H185ZM197 66V65H196ZM214 66H216V65H214ZM225 66V65H224ZM241 66V65H240ZM243 66V65H242ZM69 67V66H68ZM67 67V68H68ZM123 67V66H122ZM158 67V66H157ZM167 67V66H166ZM172 67H174V65L172 66ZM171 67V68H172ZM209 67H210V65H209ZM213 67V66H212ZM236 67H238V66H236ZM249 67V66H248ZM104 68H106V67H104ZM111 68V67H110ZM117 68H119V67H116V69ZM126 68V67H125ZM125 68H121V70L122 69H125ZM128 68H130V67H128ZM133 68H134V66H133ZM133 68H131L132 69V71L134 70ZM175 68V67H174ZM173 68V69H174ZM179 68V67H178ZM181 68V67H180ZM179 68V69H180ZM184 68V67H183ZM200 68V67H199ZM202 68V67H201ZM216 68V67H215ZM214 68V69H215ZM222 68H224L223 66H222ZM240 68V67H239ZM51 69V68H50ZM57 69V68H56ZM131 69H128V70H131ZM161 69H163V68H161ZM164 69H169V68H164ZM176 69V68H175ZM182 69V68H181ZM208 69V68H207ZM226 69V68H225ZM242 69V68H241ZM244 69H246V68H244ZM68 70V69H67ZM108 70V69H107ZM120 70V69H119ZM136 70H138V69H136ZM140 70V69H139ZM138 70V71H139ZM166 70V71H167ZM177 70V69H176ZM186 70H187V68H186ZM201 70V72L203 73V69H200ZM199 70V71H200ZM235 70H238V69H235ZM257 70V69H256ZM255 70V71H256ZM109 71V70H108ZM131 71V72H132ZM144 71V70H143ZM143 71H141V72H143ZM165 71V70H164ZM165 71V72H166ZM172 70H170L169 72H171ZM175 71V70H174ZM185 71V70H184ZM205 71V70H204ZM210 71V70H209ZM208 71V72H209ZM217 71V70H216ZM248 71V70H247ZM260 71V70H259ZM263 71V70H262ZM106 72V71H105ZM110 72V71H109ZM128 72V71H127ZM133 72H136V71H133ZM132 72V73H133ZM140 72V71H139ZM168 72V71H167ZM180 72H183V71H180ZM189 72V71H188ZM214 72V71H213ZM221 72V71H220ZM227 72V71H226ZM238 72H241V71H239L238 70ZM251 72V71H250ZM72 73V72H71ZM88 73H90V72H88ZM111 73L112 72H110L109 74L111 75ZM129 73V72H128ZM136 73H138V72H136ZM185 73H186V71H185ZM199 73V72H198ZM217 73V72H216ZM224 73V72H223ZM227 73H229V72H227ZM245 73H246V71H245ZM264 73V72H263ZM65 74H66V72H65ZM98 74H102V73H99L98 72ZM103 74H104V71H103ZM106 74V73H105ZM114 74V73H113ZM116 74V73H115ZM123 74V73H122ZM127 74V73H126ZM141 74V73H140ZM139 74V75H140ZM148 74V73H147ZM183 74V73H182ZM189 74H190V72H189ZM201 74V73H200ZM205 74V73H204ZM221 74V73H220ZM232 74V73H231ZM256 74V76H257V73H255L254 72V75ZM7 75V74H6ZM84 75V74H83ZM117 75H119L120 76V73L118 74L117 73ZM141 75H143V74H141ZM186 75H188V73L186 74ZM196 75V74H195ZM206 75V74H205ZM204 75V76H205ZM217 75V74H216ZM230 75V74H229ZM233 75H235V73L233 74ZM259 75V74H258ZM264 74H262V76H263ZM4 76V75H3ZM66 76V75H65ZM115 76V75H114ZM122 76H125L126 77V75H122ZM128 76V75H127ZM133 76V75H132ZM135 76V75H134ZM198 76V75H197ZM204 76H202V78L204 77ZM213 76V75H212ZM227 76V75H226ZM236 76V75H235ZM242 76V75H241ZM244 76H245V74H244ZM252 76H253V74H252ZM260 76H261V74H260ZM262 76L261 77H259V78H262ZM5 77V76H4ZM7 77V76H6ZM99 77V76H98ZM108 77V76H107ZM115 77H117V76H115ZM190 77V76H189ZM193 77V76H192ZM199 77V76H198ZM201 77V76H200ZM46 78V77H45ZM85 78V77H84ZM101 78V77H100ZM103 78V77H102ZM110 78H112V75H111V77ZM114 78V77H113ZM131 78V77H130ZM188 78V77H187ZM186 78V79H187ZM197 78V77H196ZM229 78V77H228ZM258 78V77H257ZM47 79V78H46ZM62 79V78H61ZM61 79H60V81H61ZM64 79H66V78H64ZM99 79V78H98ZM115 79V78H114ZM124 79V78H123ZM133 79H136L135 77L133 78ZM195 79V78H194ZM206 79H207V77H206ZM227 79V78H226ZM4 80V79H3ZM2 80V81H3ZM45 80V79H44ZM78 80V79H77ZM82 82L81 83H84V81H83V79H80ZM103 80V79H102ZM105 80H107V79H105ZM112 80V79H111ZM116 80H118L117 78H116ZM138 80V79H137ZM197 80V79H196ZM196 80H195V82H196ZM229 80H230V78H229ZM246 81H247V79H245ZM6 81V80H5ZM57 81H59V80H57ZM65 81H67V79L65 80ZM73 81V80H72ZM86 81V80H85ZM108 81V80H107ZM106 81V82H107ZM115 81V80H114ZM135 81V80H134ZM188 81V80H187ZM186 81V82H187ZM204 81V80H203ZM261 81V80H260ZM260 81H258V82H260ZM263 81V80H262ZM91 82V81H90ZM100 82V81H99ZM109 82V81H108ZM116 82V81H115ZM114 82V84H116ZM120 82H122V80L120 81ZM125 82V81H124ZM133 82V81H132ZM136 82H138V81H136ZM177 82V81H176ZM208 82V81H207ZM64 83V82H63ZM66 83V82H65ZM112 83V82H111ZM110 82H109V85L111 84ZM131 83V82H130ZM134 83V82H133ZM132 83V84H133ZM189 84H191L190 82H188ZM194 83V82H193ZM196 83H198V82H196ZM204 83H206V82H204ZM233 83V82H232ZM261 83V82H260ZM85 84V83H84ZM113 84V83H112ZM111 84V85H112ZM201 84H202V82H201ZM209 84H211V82L209 83ZM213 84V83H212ZM43 85H44V83H43ZM51 85H54V84H51ZM88 85V84H87ZM86 85V87H88ZM103 85H106V84H103ZM117 85H118V83H117ZM134 85V84H133ZM132 85V86H133ZM197 85V84H196ZM199 85V84H198ZM204 85V84H203ZM39 86H41V85H39ZM59 86V85H58ZM58 86H57V88H58ZM71 86H73V85H71ZM122 86V85H121ZM125 86V85H124ZM132 86H129V88L130 87H132ZM186 86V85H185ZM188 86V85H187ZM190 86V85H189ZM188 86V87H189ZM4 87V88H5ZM43 87V86H42ZM49 87V86H48ZM74 87V86H73ZM77 85H76V90H77ZM94 87H96V86H94ZM118 87V86H117ZM134 87V86H133ZM188 87H185V89L187 88L188 89ZM202 87V86H201ZM207 88H208V86H206ZM40 88V87H39ZM47 88V87H46ZM81 88H84L83 86L81 87ZM98 88V87H97ZM43 89H44V87H43ZM60 89H62V88H60ZM85 89V88H84ZM126 89V88H125ZM131 89V88H130ZM133 89H135V87L133 88ZM192 89V88H191ZM191 89H189V90H191ZM198 89V88H197ZM204 89H205V87H204ZM42 90V89H41ZM56 90V89H55ZM58 90V89H57ZM63 90V89H62ZM73 90V89H72ZM79 90H80V88H79ZM85 90H87V89H85ZM135 90H137V89H135ZM135 90H133V91H135ZM194 90V89H193ZM200 90V89H199ZM199 90H198V93H199ZM203 90V89H202ZM207 90H209V88L207 89ZM44 91V90H43ZM78 91V90H77ZM117 91H119L118 89H117ZM127 91V90H126ZM132 91V90H131ZM192 91V90H191ZM191 91H188V92H191ZM206 90H204L203 92H205ZM212 91V90H211ZM210 91V92H211ZM0 92H2V91H0ZM8 92V91H7ZM47 92H49V91H47ZM52 92V91H51ZM87 93H88V91H86ZM85 92V93H86ZM124 92V91H123ZM138 92V91H137ZM136 92V93H137ZM140 92H141V90H140ZM144 92V91H143ZM2 93H5V92H2ZM56 93V92H55ZM59 93V92H58ZM80 93V92H79ZM86 93V94H87ZM93 93V92H92ZM127 93H128V91H127ZM193 93H195V92H193ZM209 93V92H208ZM214 93V92H213ZM241 93V92H240ZM7 94H9V93H7ZM52 94V93H51ZM85 94V95H86ZM89 94L91 95V93L89 92ZM95 94V93H94ZM97 94V93H96ZM96 94H95V96H96ZM110 94V93H109ZM117 94V93H116ZM116 94H114L113 93V95H116ZM119 94V93H118ZM117 94V95H118ZM178 94V93H177ZM190 94V93H189ZM39 95V94H38ZM57 95V94H56ZM60 95H62V94H60ZM68 95H70V94H68ZM71 95H72V93H71ZM79 95H81V94H79ZM79 95H78V98H79ZM83 95V94H82ZM128 95V94H127ZM131 95V94H130ZM129 95V96H130ZM140 95V94H139ZM196 95V94H195ZM241 95H242V93H241ZM240 95V96H241ZM6 96V95H5ZM66 96V95H65ZM73 96V95H72ZM72 96L70 97L71 99H72ZM84 96V95H83ZM86 96H88V95H86ZM103 96H105V95H102V101H103V103L105 102L104 101V98H103ZM264 96V95H263ZM2 97V96H1ZM11 97V96H10ZM68 96H66L65 98L66 99H68L67 98ZM90 97H92V95L90 96ZM112 97V96H111ZM135 97V96H134ZM138 97L139 96H137V99H138ZM8 98L9 97H7V99L6 100H8ZM61 98H64V97H62L61 96ZM77 98V99H78ZM80 98H81V96H80ZM99 98V97H98ZM97 98V99H98ZM115 99H119L120 97L118 96L117 98L116 97H114ZM122 98H123V96H122ZM136 98V97H135ZM134 98V99H135ZM4 99V101H6ZM82 100L84 99V98H81ZM80 99V100H81ZM86 99H87V97H86ZM90 99V98H89ZM177 99V98H176ZM175 99V100H176ZM10 100V99H9ZM8 100V101H9ZM91 100V99H90ZM98 100H101V98H99ZM98 100H96V102L98 101ZM106 100V99H105ZM113 100V99H112ZM123 100H124V98H123ZM149 100V99H148ZM240 100V99H239ZM8 101H7V106L9 105L8 104ZM65 101V100H64ZM73 101H74V98H73ZM86 100H84L83 102H85ZM111 101V99L109 98V102ZM115 101H117V100H115ZM119 102L121 101V100H118ZM117 101V102H118ZM124 101H126V100H124ZM124 101H121V103H124ZM131 101H133V100H130V102ZM3 102V101H2ZM76 104H77V102H76V100L74 101ZM86 102H90L89 100H87ZM93 102H95V101H91L90 103H93ZM130 102H128V103H130ZM136 102V101H135ZM135 102H133V103H135ZM175 102V101H174ZM183 102V101H182ZM232 102V101H231ZM263 102V101H262ZM75 103L73 104L72 103V105L73 106H76L75 105ZM98 103V102H97ZM101 103V102H100ZM106 103V102H105ZM110 103H112V101L110 102ZM132 103V104H133ZM145 103H148L149 105H150V103H149V101L148 102H145ZM144 103V104H145ZM6 104V103H5ZM79 104V103H78ZM80 104H81V102H80ZM88 104V103H87ZM87 104H86V106H87ZM99 104V103H98ZM102 104V103H101ZM131 104V103H130ZM138 104V103H137ZM140 104V103H139ZM175 104H177L176 102H175ZM174 104V105H175ZM186 104V103H185ZM89 105V104H88ZM119 105H120V103H119ZM135 105V104H134ZM190 105V104H189ZM260 105H262V104H260ZM259 105V106H260ZM6 106V107H7ZM46 106V105H45ZM69 106V105H68ZM71 106V105H70ZM69 106V107H70ZM91 106V105H90ZM95 106H96V104H95ZM110 106H113V105H110ZM130 106V105H129ZM148 106V105H147ZM176 106L177 105H175V108H176ZM10 107V106H9ZM123 109H125V104L123 105ZM135 107V106H134ZM133 107V108H134ZM149 107V106H148ZM190 107V106H189ZM195 107V106H194ZM3 108H5V106L3 107ZM75 108V107H74ZM81 108V107H80ZM108 108H110V107H108ZM131 109H132V107H130ZM129 108V111L131 110ZM138 108V107H137ZM196 108V107H195ZM201 108H202V105H201ZM203 108H204V106H203ZM227 108H228V106H227ZM9 109V108H8ZM97 109V108H96ZM115 110L117 109V108H114ZM196 109H198V108H196ZM200 109V108H199ZM225 109H226V107H225ZM109 110H111V109H109ZM120 110V109H119ZM138 110V109H137ZM136 110V111H137ZM146 110H147V107H146ZM4 111H6V109L4 110ZM71 111V110H70ZM76 111V110H75ZM74 111V112H75ZM80 111H81V109L79 110V114H81L80 113ZM106 111V110H105ZM230 111V110H229ZM240 111V110H239ZM13 112V111H12ZM73 112V111H72ZM132 112H135V111H131V113ZM138 112V111H137ZM233 112H235V111H233ZM232 112V113H233ZM247 112V111H246ZM24 113H25V111H24ZM23 113V114H24ZM75 113H77V112H75ZM82 113H84V112H82ZM98 113V112H97ZM100 113H103V112H100ZM113 113H115L116 114V112H113ZM118 113H120L119 111H118ZM146 113H149V112H146ZM229 113V112H228ZM236 113V112H235ZM245 113V112H244ZM6 114V113H5ZM11 114H13V113H11ZM17 114V113H16ZM30 114V113H29ZM94 114H96V113H94ZM104 114V113H103ZM135 114V113H134ZM142 114V113H141ZM178 114V111L176 110V115ZM4 115V114H3ZM15 115V114H14ZM39 115H41V114H39ZM74 115V114H73ZM98 115V117H99V113L97 114ZM102 115V114H101ZM120 115V114H119ZM119 115H117L118 117H119ZM133 115V114H132ZM140 115V114H139ZM181 115H182V113H181ZM231 115V114H230ZM5 116H7V115H5ZM13 116V115H12ZM43 116V115H42ZM109 116V115H108ZM135 116H136V114H135ZM173 116V115H172ZM236 115H234V116H231V118L232 117H235ZM22 117V116H21ZM72 117V116H71ZM78 117V116H77ZM81 117H86V116H81ZM88 117V116H87ZM94 117H96V116H94ZM94 117H92V118H94ZM97 117V118H98ZM101 117H103V116H101ZM106 117V116H105ZM121 117V116H120ZM136 117H138V116H136ZM166 117V116H165ZM174 117H175V115H174ZM182 117V116H181ZM237 117H239L238 115L236 116V121H237ZM1 118H4V117H1ZM24 118H25V116H24ZM34 118V117H33ZM110 118V117H109ZM108 118V119H109ZM112 118H114V117H112ZM112 118H111V120H112ZM130 118H133V117H130ZM241 118V117H240ZM240 118H238V119H240ZM242 118L244 119V117L242 116ZM241 118V119H242ZM264 118V117H263ZM16 119H17V117H16ZM72 119H74L73 117H72ZM77 119V118H76ZM96 119V118H95ZM95 119H94V121H95ZM136 119H138V118H136ZM135 119V120H136ZM144 119V118H143ZM165 119V118H164ZM175 119V118H174ZM262 119V118H261ZM20 120H23V119H20ZM25 120V119H24ZM70 120H71V118H70ZM86 120H88V119H86ZM92 120V119H91ZM101 120V119H100ZM99 120V121H100ZM145 120V119H144ZM147 120V119H146ZM163 120V119H162ZM170 120V119H169ZM181 120H182V118H181ZM234 120V119H233ZM264 120V119H263ZM27 121V120H26ZM29 121V120H28ZM80 121H82V120H80ZM97 121H98V119H97ZM134 120H132V122H133ZM138 121V120H137ZM140 121V120H139ZM165 122L167 121V120H164ZM178 121V120H177ZM179 121H180V119H179ZM185 121H186V119H185ZM11 122V121H10ZM85 122V125H87V124H90L91 125V123H90V121H89V123L87 122V124H86V121H84ZM101 122V121H100ZM122 122V121H121ZM128 122V121H127ZM136 122V121H135ZM141 122V121H140ZM140 122H138V124L140 123ZM164 122V123H165ZM263 122V121H262ZM12 123V122H11ZM36 123V122H35ZM76 123V122H75ZM126 123V122H125ZM143 123V122H142ZM180 123V122H179ZM182 123V122H181ZM1 124V123H0ZM29 124H30V121H29ZM33 124V123H32ZM78 124H80V123H78ZM108 124V123H107ZM117 124V123H116ZM138 124L136 125V123L134 124L135 126H137L136 128L137 129H139L138 128ZM167 124V123H166ZM183 124H185L184 122H183ZM194 124H195V122H194ZM235 124H237V123H235ZM252 124V123H251ZM2 125H3V123H2ZM6 125V124H5ZM4 125V126H5ZM84 125V126H85ZM104 125V124H103ZM113 126H114V124H112ZM140 125V124H139ZM180 125V124H179ZM182 125V124H181ZM180 125V126H181ZM261 125V124H260ZM53 126H54V124H53V122H52V120H51V118L49 117V115H46V117H45V121L42 123V130H41V134H40V137H38V141H37V143H39L40 145H41V147H42V145H43V147L45 148V147H50V146H52V144L54 143V141H55V138H54V136L53 135H51V134H49L50 132H51V130H52V128H53ZM75 126H77V124L75 125ZM84 126H82V128L84 127ZM116 126V125H115ZM121 126V125H120ZM130 126V125H129ZM161 126V125H160ZM165 126V125H164ZM190 126H192V124L190 125ZM255 126V125H254ZM3 126H0V128H2ZM73 127V126H72ZM78 127V126H77ZM77 127H75V128H77ZM87 127H90V126H88L87 125ZM92 127H94L93 126V124H92ZM96 127H98V125L96 126ZM102 127V126H101ZM165 127H167V126H165ZM179 127V126H178ZM196 127V129H197V126H195ZM240 127H242V126H240ZM252 127V126H251ZM6 128V127H5ZM22 127H20V129H21ZM79 128V127H78ZM120 128V127H119ZM239 128V127H238ZM3 129V128H2ZM34 129V128H33ZM89 129V128H88ZM90 129H92V128H90ZM97 129V128H96ZM102 129V128H101ZM104 129H106V128H104ZM142 129V128H141ZM170 129V128H169ZM240 129V128H239ZM263 129H264V127H263ZM8 130V129H7ZM6 130V131H7ZM81 130V129H80ZM87 130V129H86ZM93 130H94V128H93ZM161 130V129H160ZM246 130V129H245ZM250 130V129H249ZM252 130V129H251ZM254 130H256V129H254ZM1 131V130H0ZM13 131V130H12ZM72 131V130H71ZM76 131H77V129H76ZM239 131V130H238ZM244 130H242V132H243ZM68 133H69V131H67ZM73 132V131H72ZM108 132V131H107ZM111 132V131H110ZM241 132V133H242ZM255 132V131H254ZM259 132V131H258ZM2 133V132H1ZM24 133V132H23ZM28 133H29V131H28ZM74 133V132H73ZM81 133V132H80ZM83 133V132H82ZM175 133H177V131L175 132ZM237 133V132H236ZM241 133H238V134H241ZM249 133H250V131H249ZM252 133V132H251ZM19 134V133H18ZM25 134V133H24ZM70 134V133H69ZM97 134V133H96ZM108 134V133H107ZM111 134V133H110ZM255 134V133H254ZM75 135V134H74ZM74 135H73V137H74ZM76 135H78V134H76ZM89 135H92V133L90 134L89 133ZM128 135V134H127ZM130 135V134H129ZM251 135V134H250ZM253 135V134H252ZM10 136V135H9ZM72 136V135H71ZM124 136V135H123ZM177 136V135H176ZM181 136V135H180ZM241 136V135H240ZM242 136H244V135H242ZM242 136H241V138H242ZM247 136H249V134L247 135ZM246 136V137H247ZM3 137H6V136H3ZM17 137H19V136H17ZM23 137V136H22ZM68 137V136H67ZM72 137V138H73ZM84 136H82V138H83ZM134 137V136H133ZM13 138V137H12ZM11 138V139H12ZM75 138V137H74ZM78 138V137H77ZM113 138V136H111V139ZM115 138H117V137H115ZM120 137H118L117 139L120 141V139H119ZM124 138V137H123ZM128 138H129V136H128ZM253 138V137H252ZM21 139V138H20ZM20 139H18V140H20ZM68 139V138H67ZM81 139V138H80ZM90 139V138H89ZM117 139H114V140H116L115 142H117ZM126 139H127V137H126ZM130 139H133V138H130ZM248 139H250V138H248ZM69 140V139H68ZM82 140H85V139H82ZM92 140V139H91ZM122 140V139H121ZM247 140V139H246ZM75 141V140H74ZM78 141V140H77ZM118 141V142H119ZM123 141V140H122ZM121 141V142H122ZM124 141H125V139H124ZM123 141V142H124ZM251 141V140H250ZM17 142H21V141H17ZM23 142V141H22ZM70 142H71V140H70ZM80 142H82L81 140H80ZM84 142V141H83ZM88 142V141H87ZM90 142H92V143H94V140L93 141H90ZM111 142H113V141H111ZM118 142H117V144H118ZM122 142V143H123ZM255 142V141H254ZM85 143V142H84ZM114 143V142H113ZM147 143V142H146ZM2 144V143H1ZM8 144V143H7ZM6 144V145H7ZM21 144V143H20ZM19 144V145H20ZM115 144V143H114ZM121 144V143H120ZM125 144H126V142H125ZM125 144H122V145H125ZM145 143H143L142 145H144ZM236 144V143H235ZM9 145V144H8ZM77 144H75L74 146H76ZM90 145V144H89ZM145 145H147V144H145ZM17 146V145H16ZM26 146V145H25ZM68 146V145H67ZM81 146V145H80ZM92 147H94L95 146V144H94V146L93 145H91ZM119 146V145H118ZM236 146H237V144H236ZM43 147H42V149H43ZM69 147V146H68ZM97 147V146H96ZM110 147V146H109ZM115 147H117L116 145H115ZM120 147V146H119ZM140 147V146H139ZM6 148H9V147H6ZM141 148V147H140ZM264 148V147H263ZM79 149V148H78ZM98 149V148H97ZM115 149V148H114ZM117 149V148H116ZM122 148H120V150H121ZM125 149H126V147L124 146V151H125ZM133 148H131L130 150H132ZM135 149V148H134ZM136 149H137V147H136ZM148 149V148H147ZM80 150H81V148H80ZM84 150H86V149H84ZM83 150V151H84ZM139 150V149H138ZM146 150V149H145ZM17 151V150H16ZM16 151H14L15 152V154H17L16 153ZM79 151V150H78ZM87 151V150H86ZM93 151H94V149H93ZM99 151V150H98ZM108 151V150H107ZM117 151H119L118 149H117ZM133 151V150H132ZM135 152L134 153H136V150H134ZM253 151V150H252ZM252 151L250 152V153H252ZM1 152V151H0ZM4 152V151H3ZM2 152V153H3ZM102 152V151H101ZM114 152V151H113ZM112 152V153H113ZM255 152V151H254ZM258 152H259V150H258ZM257 152V153H258ZM8 153H9V151H8ZM111 153V154H112ZM118 153V152H117ZM116 153V155H118ZM148 152H146V154H147ZM155 153V152H154ZM154 153H148V155L149 156H152L151 154H153V156H154ZM260 153H261V151H260ZM24 154V153H23ZM29 154H31V153H29ZM29 154H27V155H29ZM35 154V153H34ZM88 154H92V151H91V153H89L88 152ZM101 154V153H100ZM102 154H104V153H102ZM101 154V155H102ZM127 154V153H126ZM130 154V153H129ZM137 154V153H136ZM13 155V154H12ZM86 155V154H85ZM107 155V154H106ZM138 155V154H137ZM136 155V156H137ZM140 155H142V153L140 154ZM145 155V154H144ZM156 155V154H155ZM262 155H263V152H262ZM19 156H20V154H19ZM60 156V155H59ZM90 156V155H89ZM88 156V157H89ZM94 156V155H93ZM103 156V155H102ZM119 156V155H118ZM130 156H131V154H130ZM248 156V155H247ZM259 156H261L260 154H259ZM120 157H122V156H120ZM127 157V156H126ZM126 157H123V158H126ZM139 157V156H138ZM15 158V157H14ZM78 158V157H77ZM90 158H92L91 156H90ZM103 159H106V158H104V157H102ZM101 158V159H102ZM108 158H109V156H108ZM115 158V157H114ZM119 158V157H118ZM147 158V157H146ZM150 158V157H149ZM16 159H17V157H16ZM78 159H80V158H78ZM89 159V158H88ZM126 159H128V158H126ZM142 159V158H141ZM153 159V158H152ZM34 160H35V158H34ZM86 160V159H85ZM109 161L111 160V159H108ZM108 160H107V164H108ZM114 160H116V159H114ZM113 160V161H114ZM123 160H125V159H123ZM122 160V161H123ZM129 160V159H128ZM76 161V160H75ZM82 161V160H81ZM92 161V160H91ZM99 161H100V159H99ZM98 161V162H99ZM112 161V160H111ZM111 161H110V163H111ZM133 161V160H132ZM147 162V159L145 160V158H144V162ZM150 161H152V160H150ZM261 161V160H260ZM3 162V161H2ZM78 162V161H77ZM87 162H90V161H87ZM97 162V163H98ZM105 162V161H104ZM119 162V161H118ZM126 160L124 161V162H122V163H125V164H123V165H127L126 164ZM1 163V162H0ZM39 163V162H38ZM56 163V162H55ZM76 163V162H75ZM97 163H96V165H97ZM109 163V164H110ZM115 163V162H114ZM117 163V162H116ZM121 163V162H120ZM122 163H121V165H122ZM129 163V162H128ZM132 163V162H131ZM135 163V162H134ZM141 163V162H140ZM150 163V162H149ZM2 164V163H1ZM40 164V163H39ZM38 164V165H39ZM58 164V163H57ZM73 164V163H72ZM101 164H103V163H101ZM112 164V163H111ZM147 164V167H148V163H146ZM146 164H144L143 163V165H146ZM47 164H45V166H46ZM54 165V163H52V165H49V167H54L53 166ZM56 165V164H55ZM61 165V164H60ZM76 165V164H75ZM82 165H83V163H82ZM85 165H88V163L87 164H85ZM93 164H91V162H90V170H91V166H92ZM130 165V164H129ZM132 165V164H131ZM137 165V164H136ZM136 165H135V167H136ZM142 165V166H143ZM150 165V164H149ZM152 165V164H151ZM157 165V164H156ZM249 165H250V163H249ZM7 166H9V165H7ZM6 166V167H7ZM22 166V165H21ZM40 166V165H39ZM44 166V167H45ZM63 167H64V165H62ZM133 166V165H132ZM180 166V165H179ZM247 166H248V164H247ZM43 167V168H44ZM56 167L58 168L59 166H57L56 165ZM80 167V166H79ZM97 167V166H96ZM138 167H139V164H138ZM150 167V169H152L151 168V166H149ZM264 167V166H263ZM5 168V167H4ZM40 168H41V166H40ZM46 168H48V166L46 167ZM88 168V167H87ZM103 167H101L100 169H102ZM108 167H106V169H107ZM110 168H112L113 169V167H111L110 166ZM145 168V167H144ZM144 168H143V170L142 169H138L139 171H141L142 170V172L144 171ZM178 168V167H177ZM182 168V167H181ZM2 169V167L0 168V170ZM6 169V168H5ZM56 169V168H55ZM54 169V170H55ZM59 172H61V168L59 167ZM74 169V168H73ZM104 169V168H103ZM179 169V168H178ZM38 170H39V168H38ZM48 170V169H47ZM50 170V169H49ZM48 170V171H49ZM57 170V169H56ZM62 170H63V168H62ZM79 170V169H78ZM77 170V171H78ZM85 170V169H84ZM88 170V169H87ZM95 170V168L93 169V171ZM108 170V169H107ZM134 170H135V168H134ZM137 170V169H136ZM155 170V169H154ZM153 170V171H154ZM2 171V170H1ZM3 171H5V170H3ZM2 171V172H3ZM47 171V172H48ZM75 171V170H74ZM145 171H147V170H145ZM151 171V170H150ZM39 172V171H38ZM46 172V171H45ZM63 172H65V171H63ZM67 172V171H66ZM83 172H85V171H83ZM88 172V171H87ZM115 172V171H114ZM255 172V171H254ZM5 174H6V172H4ZM41 173H43V170L41 171ZM49 173H51V171L49 172ZM54 173V172H53ZM72 173V172H71ZM71 173H70V175H71ZM74 173V172H73ZM102 173H103V170H102ZM137 173H138V171H137ZM176 173H178V172H176ZM253 173V172H252ZM9 174V173H8ZM7 174V175H8ZM19 174V173H18ZM39 174V173H38ZM68 174V173H67ZM75 174L77 175V173L75 172ZM82 174V173H81ZM84 174V173H83ZM87 174V173H86ZM103 174H105V173H103ZM121 174H123V173H121ZM135 174H136V172H135ZM139 174V173H138ZM29 175V174H28ZM27 175V176H28ZM43 175H45V174H43ZM69 175V176H70ZM75 175V176H76ZM107 175V174H106ZM0 176H2V175H0ZM3 176H5L4 174H3ZM2 176V177H3ZM35 176H38V175H35ZM41 177H42V174L40 175ZM57 176H58V174H57ZM61 176V175H60ZM72 176V175H71ZM78 176H80V175H77L76 176V178L78 179ZM89 176V175H88ZM114 176V175H113ZM112 176V177H113ZM132 176V175H131ZM135 176V175H134ZM171 176V175H170ZM169 176V177H170ZM253 176V175H252ZM255 176V175H254ZM20 177V176H19ZM22 177V179H23V177L24 176H21ZM49 177V176H48ZM59 177V176H58ZM58 177H57V179H58ZM111 177V178H112ZM139 177V176H138ZM137 177V178H138ZM4 178V177H3ZM25 178V177H24ZM33 178H35V177H33ZM68 178V177H67ZM91 178V177H90ZM98 178V177H97ZM103 178V177H102ZM105 178H106V176H105ZM134 178V177H133ZM166 178V177H165ZM171 178H173V177H171ZM1 179V178H0ZM54 179V178H53ZM70 179H71V177H70ZM81 179V178H80ZM84 179V178H83ZM82 179V180H83ZM86 179H89V178H86ZM113 179H114V177H113ZM118 179V178H117ZM174 179H175V177H174ZM3 180V179H2ZM1 180V181H2ZM14 180V179H13ZM19 180V179H18ZM39 180V179H38ZM41 180V179H40ZM56 180V179H55ZM66 180V179H65ZM92 180V179H91ZM108 180V179H107ZM129 180H131V178L129 179ZM133 180V179H132ZM168 180H170V179H168ZM32 181V180H31ZM34 181L35 180H33V183H34ZM37 181V180H36ZM50 181H52L51 180V178H50ZM100 181V180H99ZM105 181V180H104ZM114 181V180H113ZM137 181V180H136ZM174 181V180H173ZM27 182V181H26ZM61 182H63V181H61ZM101 182H102V180H101ZM100 182V183H101ZM106 182V181H105ZM121 181H119V183H120ZM131 182V181H130ZM138 182V181H137ZM251 182V181H250ZM249 182V183H250ZM259 182V181H258ZM3 183V182H2ZM5 183V182H4ZM3 183V184H4ZM28 183V182H27ZM46 183V182H45ZM55 183L56 182H54L53 184L55 185ZM86 183H87V181H86ZM110 183H111V181H110ZM125 183H126V181H125ZM134 183V182H133ZM170 183V182H169ZM23 184H25V183H23ZM34 184H36V183H34ZM41 184H44V183H41ZM52 184V183H51ZM52 184V185H53ZM58 184V183H57ZM70 184V183H69ZM93 184V183H92ZM103 184H106V183H101L100 185H103ZM168 184V183H167ZM37 185V184H36ZM49 185H50V183H49ZM48 185V187H50ZM59 185V184H58ZM99 185V186H100ZM120 185V184H119ZM174 185V184H173ZM20 186V185H19ZM18 186V187H19ZM28 186V185H27ZM47 186V185H46ZM43 187V186H41V187H43V188H48V187ZM61 186V185H60ZM59 186V187H60ZM98 186V185H97ZM117 186H118V184H117ZM164 186H166V185H164ZM169 186H171V184L169 185ZM257 186V185H256ZM258 186H259V184H258ZM24 187V186H23ZM29 187V186H28ZM33 187V186H32ZM51 187H53L54 188V186H51ZM66 187V186H65ZM92 187V186H91ZM96 187V186H95ZM94 187V188H95ZM110 187V186H109ZM120 187V186H119ZM166 187H168V186H166ZM172 188H173V186H171ZM251 187V186H250ZM38 188H39V184H38ZM56 188V187H55ZM54 188V189H55ZM70 188V187H69ZM98 188H100V187H98ZM97 188V189H98ZM107 188V187H106ZM105 188V189H106ZM127 188V187H126ZM245 188V187H244ZM249 188V187H248ZM247 188V189H248ZM252 188V187H251ZM58 189V188H57ZM61 189H63V188H60V190L58 191V193H56V190L54 191L56 194H59V192L60 191H62ZM87 189V188H86ZM242 189H243V187H242ZM255 189V188H254ZM254 189H252V190H254ZM44 190V189H43ZM50 190V189H49ZM80 190V189H79ZM96 190V189H95ZM94 190V191H95ZM103 190V189H102ZM108 190V189H107ZM110 191L111 190H113V189H109ZM119 190H121V189H118V191ZM126 190V189H125ZM124 190V191H125ZM251 190V189H250ZM39 191V190H38ZM64 191V190H63ZM116 191V190H115ZM173 191V190H172ZM258 191V190H257ZM36 192V191H35ZM42 192V191H41ZM48 192V191H47ZM52 193V191H49V193ZM68 192H69V190H68ZM72 192V191H71ZM73 192H75L74 190H73ZM104 191H102V194H104L103 193ZM113 192V191H112ZM245 192H249V189H248V191H245ZM256 192V191H255ZM38 193V192H37ZM44 193V192H43ZM43 193H42V195H43ZM61 193H63V192H61ZM60 193V194H61ZM76 193V192H75ZM96 193V191L94 192V194ZM98 193V192H97ZM96 193V194H97ZM101 193V192H100ZM106 193H107V191H106ZM110 193V192H109ZM241 193V192H240ZM253 193V192H252ZM251 193V194H252ZM1 194V193H0ZM59 194V195H60ZM65 194H66V192H65ZM84 194V193H83ZM254 194H256L257 195V193H254ZM254 194H253V196H254ZM261 194V193H260ZM259 194V191H258V195H260ZM2 195V194H1ZM40 195V194H39ZM45 195H46V193H45ZM48 195H50V194H48ZM48 195L47 196H44V197H48ZM67 195H69V194H67ZM76 195H77V193H76ZM79 195V194H78ZM122 195V194H121ZM124 195V194H123ZM246 195V194H245ZM51 196V195H50ZM53 196H55V194L53 195ZM64 196V195H63ZM70 196V195H69ZM69 196H66V198L67 197H69ZM85 196V195H84ZM84 196H83V198L81 197V200H84V202H88L89 200H87L86 199V201H85V199H84ZM88 196V195H87ZM87 196H85V197H87ZM247 196V195H246ZM250 196V195H249ZM264 196V195H263ZM1 197V196H0ZM40 197H41V195H40ZM43 197V196H42ZM80 197V196H79ZM79 197H77V198H79ZM169 197V196H168ZM261 197V196H260ZM51 198H52V196H51ZM57 198H59V197H57ZM56 198V199H57ZM60 198L62 199V197H61V195H60ZM59 198V199H60ZM74 198V197H73ZM123 197L121 196V199H122ZM125 198V197H124ZM123 198V199H124ZM128 198V197H127ZM245 198V197H244ZM244 198H242V199H244ZM248 198V197H247ZM257 197H255V199H256ZM262 198V197H261ZM1 199V198H0ZM48 199V198H47ZM58 199V200H59ZM98 199H99V197H98ZM120 199V197L118 198V200ZM173 199V198H172ZM171 199V200H172ZM2 201H3V199H1ZM0 200V201H1ZM13 200V199H12ZM46 200V199H45ZM48 200H50V199H48ZM53 200V199H52ZM66 200V199H65ZM71 200H73V199H71ZM77 199H75V201H76ZM79 200V199H78ZM143 200H144V198H143ZM247 200V199H246ZM258 200H262V199H259L258 198ZM35 201H36V199H35ZM54 201V200H53ZM60 201V200H59ZM58 201V202H59ZM62 201V200H61ZM61 201L59 202V203H61ZM117 201V200H116ZM121 201V200H120ZM119 201V202H120ZM238 201V200H237ZM263 201V200H262ZM261 201V202H262ZM7 203H8V201H6ZM69 202V201H68ZM71 202V201H70ZM69 202V203H70ZM77 203L79 202V201H76ZM83 202V201H82ZM95 202V201H94ZM149 202V201H148ZM239 202V201H238ZM242 202H244V201H242ZM246 202V201H245ZM258 202V201H257ZM260 202V203H261ZM1 203V202H0ZM47 203V202H46ZM49 203V202H48ZM65 203V202H64ZM68 203V204H69ZM91 203V202H90ZM113 203V202H112ZM111 203V204H112ZM115 203V202H114ZM122 203V202H121ZM249 203V202H248ZM251 203V202H250ZM6 204V203H5ZM56 204H57V201H56ZM63 204V203H62ZM89 204V203H88ZM87 204V205H88ZM94 204V203H93ZM96 204L98 205L99 204V202H97V203H95V205H92V207L93 206H95L96 207ZM103 204V203H102ZM111 204H110V206H111ZM124 204H126V203H124ZM146 204H147V201H146ZM242 204V203H241ZM2 205V204H1ZM57 205H59V208H60V204H57ZM64 205H66V204H64ZM91 205H90V207H91ZM101 205V204H100ZM129 205V204H128ZM127 205V206H128ZM237 205V204H236ZM244 205V204H243ZM242 205V206H243ZM258 205V204H257ZM262 205V204H261ZM3 206V205H2ZM1 206V207H2ZM39 206V205H38ZM51 206H53L52 205V203H51ZM79 206V205H78ZM102 206V205H101ZM109 205H108V209H109V207H110ZM176 206V205H175ZM178 206H181L180 204L178 205ZM241 206V205H240ZM241 206V207H242ZM244 206H246V205H244ZM264 206V205H263ZM48 207V206H47ZM50 207V206H49ZM65 207V206H64ZM103 207V206H102ZM102 207H101V209H102ZM113 207V206H112ZM118 207V206H117ZM116 207V208H117ZM122 207V206H121ZM125 207V206H124ZM124 207H122V208H124ZM164 207V206H163ZM184 206L182 205V207L181 208H183ZM257 207V206H256ZM10 208V207H9ZM14 208V207H13ZM12 208V209H13ZM54 207H52V209H53ZM68 208H69V206H68ZM72 208H74V206L72 207ZM71 208V209H72ZM78 208V207H77ZM76 208V209H77ZM80 208V207H79ZM85 208H86V206H85ZM87 208H89V207H87ZM127 208V207H126ZM180 208V207H179ZM249 208V207H248ZM247 208V209H248ZM251 208V207H250ZM257 208H259V207H257ZM11 209V208H10ZM48 209V208H47ZM55 209V208H54ZM61 209V208H60ZM59 209V210H60ZM70 209V208H69ZM70 209V210H71ZM97 209V208H96ZM111 209H113V208H111ZM164 209V208H163ZM178 209V208H177ZM236 209V208H235ZM7 209H5V211H6ZM62 210V209H61ZM73 210V209H72ZM78 210H80V209H78ZM91 209L89 208V210H88V212L90 211ZM93 210V209H92ZM127 210V209H126ZM239 210V209H238ZM246 210V209H245ZM245 210L243 209V211L245 212ZM4 211V210H3ZM20 211V210H19ZM51 211H53V210H51ZM68 211V210H67ZM77 211V210H76ZM95 211V210H94ZM101 211V210H100ZM111 211V210H110ZM123 211V210H122ZM165 211V210H164ZM247 211V210H246ZM261 211L263 212V210L261 209ZM12 212V211H11ZM45 212V211H44ZM65 212V211H64ZM75 212V211H74ZM73 212V214H75ZM77 212H79V211H77ZM87 212V213H88ZM98 212V211H97ZM102 212V211H101ZM105 212V211H104ZM119 212V211H118ZM166 212V211H165ZM237 212H240V211H237ZM2 213V212H1ZM5 213V212H4ZM10 213V212H9ZM14 213H18V212H14ZM52 213V212H51ZM56 213H58L57 212V209H56ZM69 213V212H68ZM94 213V212H93ZM92 213V214H93ZM107 213V212H106ZM121 213V212H120ZM126 213V212H125ZM185 213V212H184ZM240 213H242V210H241V212ZM240 213L238 214L239 216H240ZM253 213V212H252ZM3 214V213H2ZM11 214H13V213H11ZM60 214H62V213H60ZM69 214H72V213H69ZM90 214V213H89ZM89 214H87L88 216H89ZM97 214V213H96ZM117 214V213H116ZM129 215H130V213H128ZM167 214H168V212H167ZM175 214V213H174ZM246 214V213H245ZM29 215V214H28ZM55 215V214H54ZM57 215V214H56ZM78 215V214H77ZM118 215V214H117ZM133 214H131L130 216L132 217V218H129L128 216V218L129 219H127V220H130V219H133V216H132ZM236 215V214H235ZM264 215V214H263ZM13 216V215H12ZM12 216H10V217H12ZM16 216V215H15ZM18 216V215H17ZM61 216V215H60ZM72 216V215H71ZM92 216H94V215H92ZM92 216H90L91 217V219H92ZM101 216V215H100ZM104 216H105V214H104ZM122 215H120V217H121ZM167 217H168V215H166ZM170 216V215H169ZM232 216H233V214H232ZM243 215H241V217H242ZM246 216V215H245ZM6 217L8 218L9 216L8 215H6ZM77 217V216H76ZM76 217L74 218V219H76ZM86 217V216H85ZM118 217V216H117ZM120 217H118V218H120ZM172 217H174V216H172ZM177 217V216H176ZM182 217V216H181ZM234 217H236V216H234ZM233 217V218H234ZM241 217H239V219L241 218ZM247 217V216H246ZM259 217V216H258ZM260 217H261V215H260ZM5 218V217H4ZM58 218H59V216H58ZM100 218V217H99ZM113 218V217H112ZM111 218V219H112ZM125 218V217H124ZM123 218V219H124ZM187 218V217H186ZM236 218H238V217H236ZM243 218V217H242ZM241 218V219H242ZM21 219V218H20ZM54 219H55V217H54ZM74 219H72L73 221H74ZM79 219V218H78ZM106 219H108V218H106ZM115 219V218H114ZM113 219V220H114ZM120 219H122V218H120ZM183 219H184V217H183ZM68 220H71V217H69V219ZM95 220V219H94ZM116 220V222H117V218L115 219ZM136 220V219H135ZM168 220V219H167ZM247 220H249V219H247ZM253 220V219H252ZM255 220V219H254ZM253 220V221H254ZM15 221H16V219H15ZM76 221H77V219H76ZM93 221V220H92ZM92 221H91V224H92ZM98 221V220H97ZM100 221V220H99ZM103 221V223H104V220H102ZM121 221V220H120ZM125 221H126V219H125ZM131 221V220H130ZM139 221V220H138ZM185 221V220H184ZM236 221H238V220H236ZM245 221H246V219H245ZM14 222V221H13ZM23 222V221H22ZM64 222H66V221H64ZM72 222V221H71ZM75 222V221H74ZM79 222H83V221H79ZM110 222V221H109ZM124 222V221H123ZM179 222V221H178ZM263 222V221H262ZM59 223V222H58ZM131 223V222H130ZM171 223H172V221H171ZM174 223H175V221H174ZM264 223V222H263ZM262 223V224H263ZM17 224V223H16ZM94 224H95V221H94ZM94 224H92V225H94ZM98 224V223H97ZM96 224V225H97ZM169 224V223H168ZM178 224V223H177ZM236 224H238V223H236ZM245 224V223H244ZM250 225H251V223H249ZM14 225H15V223H14ZM13 225V226H14ZM22 225V224H21ZM23 225H25V226H27L26 225V223L24 224L23 223ZM58 225V224H57ZM66 225H68L67 223H66ZM75 225V224H74ZM73 225V226H74ZM77 225V224H76ZM83 225V224H82ZM100 225V224H99ZM118 225V224H117ZM142 225V224H141ZM173 225V224H172ZM253 225H255V223L253 224ZM257 225V224H256ZM260 225V224H259ZM10 226H11V223H10ZM10 226H9V229H10ZM31 226V225H30ZM30 226H27V227H30ZM80 227H81V225H79ZM86 226V225H85ZM177 225H175V226H172V227H176ZM258 226V225H257ZM262 226H264V225H262ZM21 227V226H20ZM45 227V226H44ZM62 227V226H61ZM63 227H65L64 225H63ZM62 227V228H63ZM88 227V226H87ZM87 227H85V231H86V229H87ZM94 227V226H93ZM98 227V226H97ZM170 227V226H169ZM168 227V228H169ZM251 227H252V225H251ZM24 228H26V227H24ZM23 228V229H24ZM43 228V227H42ZM94 228H96V227H94ZM241 228H244V227H241ZM253 228V227H252ZM260 228V227H259ZM22 229V230H23ZM61 229V228H60ZM60 229H58V231H60ZM68 229V228H67ZM72 229H74V228H72ZM98 229V228H97ZM117 229V228H116ZM142 229H143V227H142ZM160 229V228H159ZM164 229V228H163ZM173 229H176V228H172V230ZM250 229V228H249ZM248 229V230H249ZM41 230V229H40ZM75 230V229H74ZM79 230V229H78ZM78 230H76V231H78ZM81 230V229H80ZM126 230V229H125ZM171 230V231H172ZM257 230H258V228H257ZM37 231H38V229H37ZM42 231V230H41ZM44 231V230H43ZM47 231H49V229L47 230ZM46 231V232H47ZM51 231V230H50ZM70 231H71V229H70ZM84 231V232H85ZM88 231V230H87ZM86 231V232H87ZM97 231H99V230H97ZM117 231V230H116ZM164 231V230H163ZM174 231V230H173ZM40 232V231H39ZM62 231H60L59 233H61ZM73 232V231H72ZM89 232V231H88ZM120 232H121V230H120ZM120 232H118V234L120 233ZM165 232H167V231H165ZM164 232V233H165ZM168 232H170V231H168ZM250 232V231H249ZM251 232H252V230H251ZM259 232V231H258ZM41 233V232H40ZM50 233V232H49ZM52 233V232H51ZM80 233V232H79ZM78 233V234H79ZM123 233V232H122ZM217 233V232H216ZM241 233V232H240ZM260 233V232H259ZM29 234V233H28ZM35 234V233H34ZM58 234V233H57ZM95 237H97L94 233H92ZM124 234V233H123ZM140 234V233H139ZM138 234V235H139ZM142 234H143V231H142ZM161 234H162V232H161ZM251 234H253V233H251ZM262 234V233H261ZM89 235V234H88ZM102 235V234H101ZM101 235H99V236H101ZM165 235H167V234H165ZM257 235H260V234H257ZM34 236V235H33ZM38 236V235H37ZM49 236V235H48ZM50 236H52L51 234H50ZM80 236V235H79ZM89 236H91V235H89ZM99 236H98V238H99ZM120 236V235H119ZM125 236V235H124ZM169 236V235H168ZM215 236V235H214ZM217 236V235H216ZM222 236V235H221ZM246 236H247V234H246ZM250 236V235H249ZM261 236V235H260ZM259 236V237H260ZM264 236V235H263ZM28 237V236H27ZM58 237H59V235H58ZM139 237V236H138ZM33 238V237H32ZM44 238V237H43ZM51 238V237H50ZM66 238H67V241H68V238H69V236L67 237L66 236ZM78 238V237H77ZM90 238H92V237H90ZM101 238V237H100ZM122 238V237H121ZM126 238V237H125ZM163 238V237H162ZM161 238V239H162ZM167 238V237H166ZM219 238V237H218ZM31 239V238H30ZM29 239V240H30ZM33 239H35V238H33ZM72 239V238H71ZM107 239V238H106ZM117 239H118V237H117ZM138 239V238H137ZM164 239V238H163ZM90 240V239H89ZM125 240V239H124ZM247 240V239H246ZM250 240H252V239H250ZM52 241V240H51ZM91 241V240H90ZM95 241H96V238H95ZM100 241V240H99ZM221 241V240H220ZM237 241V240H236ZM258 241V240H257ZM260 241V240H259ZM41 242V241H40ZM61 242V241H60ZM59 242V243H60ZM74 242V241H73ZM93 242V241H92ZM167 242H168V239H167ZM247 242H248V240H247ZM252 242H253V240H252ZM256 242V241H255ZM261 242V241H260ZM55 243H57V242H55ZM66 243V242H65ZM79 243V242H78ZM88 243V242H87ZM101 243V242H100ZM165 243V242H164ZM54 244V243H53ZM61 244V243H60ZM63 244H64V242H63ZM63 244H61V245H63ZM71 244V243H70ZM95 244V243H94ZM99 244V243H98ZM102 244H104L103 242H102ZM109 244H110V241H109ZM254 244V243H253ZM24 245V244H23ZM83 245H85V244H83ZM167 245V244H166ZM220 244H218V246H219ZM258 245V244H257ZM260 245V244H259ZM25 246V245H24ZM57 246V245H56ZM67 246V245H66ZM77 246H78V244H77ZM91 246H93V245H91ZM126 246V245H125ZM124 246V247H125ZM164 246H165V244H164ZM228 246V245H227ZM62 247V246H61ZM60 247V248H61ZM72 248H74V246H71ZM100 247V246H99ZM111 247V246H110ZM46 248V247H45ZM58 248V247H57ZM59 248V249H60ZM67 247H63V249H66ZM78 248V247H77ZM82 248V247H81ZM138 248V247H137ZM164 248V247H163ZM242 248V247H241ZM240 248V249H241ZM52 249H55V248H52ZM85 249V248H84ZM90 249H92V248H90ZM258 250H259V248H257ZM256 249V250H257ZM24 250V249H23ZM26 250V249H25ZM74 250H76V246H75V248H74ZM74 250H73V252H74ZM87 250V249H86ZM219 250V249H218ZM247 250V249H246ZM257 250V251H258ZM261 250H262V248H261ZM260 250V252L262 253V251ZM85 250H83V252H84ZM241 251H243L242 249H241ZM254 251V250H253ZM67 252H68V249H67ZM87 252V251H86ZM32 253H34V252H32ZM66 253V252H65ZM79 253H81V252H79ZM232 253V252H231ZM237 253V252H236ZM255 253V252H254ZM35 254H36V251H35ZM216 254H217V251H216ZM32 255V254H31ZM34 255V254H33ZM90 255V254H89ZM215 255V254H214ZM236 255V254H235ZM238 255V254H237ZM244 255V254H243ZM226 256V255H225ZM258 256V255H257ZM26 257H28V255L26 256ZM58 257V256H57ZM59 257H61V256H59ZM66 257H68V254L66 255ZM84 257V256H83ZM86 258H87V256H85ZM84 257V258H85ZM214 257V256H213ZM238 257V256H237ZM255 257V256H254ZM48 258V257H47ZM56 258V257H55ZM70 258V257H69ZM85 258V259H86ZM215 258V257H214ZM217 258V257H216ZM224 258V257H223ZM256 258V257H255ZM258 259H259V257H257ZM34 259V258H33ZM60 259V258H59ZM64 259V258H63ZM67 259L68 258H66V261H67ZM225 259V258H224ZM227 259V258H226ZM55 260V259H54ZM77 260V259H76ZM78 260H79V258H78ZM218 260V259H217ZM236 260H237V258H236ZM239 260V259H238ZM238 260H237V262H238ZM245 260V259H244ZM260 260V259H259ZM258 260V261H259ZM230 261V260H229ZM240 261V260H239ZM255 261V260H254ZM262 261V260H261ZM31 262V261H30ZM71 262V261H70ZM212 262V261H211ZM214 262V261H213ZM226 262H228V261H226ZM246 262V261H245ZM249 262V261H248ZM28 263V262H27ZM50 263V262H49ZM81 263V262H80ZM235 263V262H234ZM255 263H256V261H255ZM262 263H263V261H262ZM28 264H31V263H28ZM56 264V263H55ZM62 264V263H61ZM74 264H75V262H74ZM77 264V263H76ZM211 264V263H210ZM214 264V263H213ZM236 264V263H235ZM239 264V263H238ZM246 264V263H245ZM249 264H250V262H249ZM253 264V263H252Z\"/></svg>", "mask_w": 264, "mask_h": 264}]
</instances>
